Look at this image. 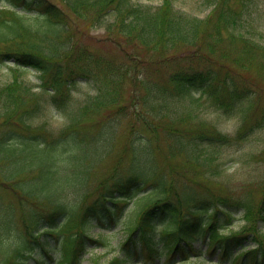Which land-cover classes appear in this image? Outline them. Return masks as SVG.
<instances>
[{
  "label": "trees",
  "instance_id": "trees-1",
  "mask_svg": "<svg viewBox=\"0 0 264 264\" xmlns=\"http://www.w3.org/2000/svg\"><path fill=\"white\" fill-rule=\"evenodd\" d=\"M213 1L206 16L198 17L177 10L173 0H163L159 7L153 8L130 0H0V62L11 61L16 66L34 69L39 73L40 84L50 94L49 102L59 107L64 105L78 81H93L95 93L84 102L79 115L72 116L68 124L72 127L81 120L94 118L104 109L123 108L126 93H129V104L138 103L140 107L134 110L129 106L125 114L131 112V119L140 120L147 128L153 126L151 118L160 122L164 116L170 118L167 110L170 98L189 91L198 96L204 94L224 113L239 109L241 124L232 136L205 122L191 128L171 122L166 125L163 138L172 155H183L185 163L192 160L195 167L205 163L212 166L211 162L199 158L196 153L199 145L232 144L264 123V103L254 112L255 89L244 77V72L251 67L264 74V42L248 36L240 28L248 0H238V5L243 6L241 10L230 0ZM70 15L94 21L96 25L103 24V16L111 15V20L104 25L107 31L115 28L126 41L134 40L158 52L159 49L174 51L176 45L193 47L199 43L205 45L207 53L198 49L196 55L188 53L170 60L168 56L172 53L169 52L159 59L163 60L160 64L167 62L165 80L154 81L146 76L137 79L132 73L136 63L129 66L125 61L111 60L75 37V29L67 24ZM218 44L223 45L216 48ZM137 85L145 91L141 99L136 94ZM31 100L34 106L28 108ZM39 101L40 95L18 79L0 84V124L9 125L14 120L24 123L30 112L40 107ZM105 126L103 142L110 140L113 129L111 123ZM43 132L45 128L36 134L17 135L9 129L0 135V163L8 161L2 182L22 197L50 201L48 212L34 213L32 223L24 222L26 237L22 244L28 248L29 242L43 244L40 237L44 233L55 235L61 239L63 259L68 264H77L83 249L95 241L87 231L88 223L94 220L95 225L102 227L115 221L133 195L136 211L122 243L125 246L131 243L132 252L126 248L124 255L111 259V264H122L141 253L145 264L160 255L165 256L164 263H172L175 253L178 259L185 260L189 252L196 255L202 250L199 244L195 245L196 240L204 244L203 252L218 258L229 256L233 264H264V192L255 198L251 193H214L206 187L180 182L171 170L173 167L160 172L148 167L150 147L138 146L132 140L127 171L99 182L97 194L83 201L74 216L73 210L65 209L67 205L59 197L63 176L56 167L50 168L47 164L43 171L26 178L24 171L30 169L27 164L14 165L15 161L21 162L16 144L43 143L47 151L53 150V142ZM84 137L77 133L72 136L78 145L84 143ZM81 163L84 177L91 168L89 164L82 167ZM33 183L36 190L26 188ZM237 212L242 213L244 224L238 230L225 233L224 229ZM41 221L48 228L39 235L35 231ZM157 224L160 228L156 230ZM19 254L23 255L16 247L0 264L3 261V264H25L16 259ZM217 261L224 262V259Z\"/></svg>",
  "mask_w": 264,
  "mask_h": 264
},
{
  "label": "rangeland",
  "instance_id": "rangeland-1",
  "mask_svg": "<svg viewBox=\"0 0 264 264\" xmlns=\"http://www.w3.org/2000/svg\"><path fill=\"white\" fill-rule=\"evenodd\" d=\"M162 1L130 0V2L137 4H147L152 8L159 7ZM213 2V0H173L174 7L177 10L198 17H205L213 7ZM231 2L236 7H240V10L242 9L243 6L238 5V0H230ZM244 10L243 25L240 28L244 29L248 36L264 42V0H248ZM103 17V24L96 25L94 21L75 19L70 15L67 24L75 29V37L80 39L87 48L103 53L116 62L125 61L129 66L136 63L137 65L132 73L135 74L137 79L146 76L154 81L165 80L166 72L164 68L167 62L160 64L163 60L159 59L169 52L172 53V56H168L170 60L177 56H186L188 53L196 55L198 49L204 54L207 53L205 45L199 43L193 47L176 45L174 51L159 49L158 52L134 40L126 41L120 33L113 30L115 28L109 32L104 26L105 23L111 20L112 16ZM222 45L218 44L216 48ZM198 46L202 47L198 48ZM210 59H213V57H210ZM256 71L255 67H251V69L244 72V77L255 89L254 112H258L264 103V74L261 73L262 76ZM17 79L23 84L29 85L34 94L40 95V107L30 112L24 123L13 119L14 122L12 121L9 125L0 124V135L9 129L17 135H28L40 132L42 128H45L43 134L53 142V150L47 151L43 143L36 146L35 143L31 142L26 144V147L21 143L16 144V149H22L19 153L22 158L21 162L15 161L14 165L21 163L29 165L28 168L30 169L24 171L27 175L26 178H30L32 174L37 172L40 173L47 164L50 168L56 167L59 175L63 176L59 197L67 205L65 209L70 212L73 210L74 216L83 201L87 202L97 194L98 187L96 186L99 182H106L127 171L131 160L129 142L132 140L136 145L150 147L148 167L152 166L156 172L167 171L173 167L171 170L177 174L175 176L178 177L180 182L191 183L200 188L206 187L214 193H225L226 191L234 195H241L245 192L246 195L251 193L255 198L260 197L264 192V123L260 127L249 130L244 139L232 144L202 143V145H199L196 149V153L200 155L199 158L211 162L212 166L205 163L203 166L195 167L192 160H189V163L186 164L185 157L178 154L172 155L168 151L166 142H164L163 133L169 122L179 127L188 128L200 126L202 122H205L221 133L232 136L241 124L242 117L239 109L224 113L222 110L215 108L204 94L198 96L196 92L189 91L178 95V97L170 98L167 110L170 118L173 119L164 116L162 122H160L156 121L155 117L151 118L150 121L153 126L147 128L140 120L131 119V112L126 111L125 114V110L131 106L127 98L129 93H126L123 108L104 109L94 118L81 120L74 123L72 127L68 125L72 116L78 115L84 102L95 93L93 81H78L71 88L67 103L58 107L49 102L50 94L39 84V75L35 70L28 66H16L11 61L0 62V84ZM135 90L141 99L145 91L138 85L135 86ZM243 104L244 101L241 105ZM27 106L32 108L34 106L33 100L29 101ZM131 107L135 110L140 107V104L136 103ZM107 123H111L113 129L110 133V140L103 142L105 134L102 131H105V124ZM71 128L73 130L69 132ZM70 133L72 135L77 133L79 137L85 136L84 143L78 145ZM105 148L106 151L104 152ZM40 153L41 155H39ZM80 155L83 156L82 159L79 157ZM206 155L208 157H205ZM7 162L0 163V262L18 247L19 251L25 254V257L17 255L16 259H22L25 264H68L61 259V243L59 237L56 239L55 235H41L40 239L44 241L43 244L31 243L30 253L26 254V249L29 248L27 244H22L26 236L23 221L32 223L34 220L33 214L43 212L45 209L46 211L49 210L50 201L46 199L36 201L32 198L22 200L19 193H15L8 184L2 182L5 168L8 167ZM80 163L82 167L89 164V168H91L84 177L79 167ZM12 171L16 170L13 169ZM33 186H36V184L33 183L26 188L31 189V191L36 190ZM134 199L135 197L131 195L129 201L123 205L122 213L115 221L102 227L100 225L96 226L94 220L88 223V233L90 232L95 238L99 239L100 243L89 242V246L83 250L78 264H96L97 262L109 264L114 255L119 254L122 256L127 250L132 252L130 249L132 244L129 243L128 246H125L122 245V242L127 235V225L132 222V213L137 206ZM242 223V214L237 212L233 221L224 231L237 230ZM41 226L42 230L48 228L46 222L43 221H41ZM40 228L36 231L39 235L43 232ZM155 228L156 230L159 229V224ZM30 239L33 240V238ZM196 244H199L202 250H198L196 255L189 252L186 260L178 259V254L175 253L172 254V263H164L165 256L160 255L155 256L147 264H233L229 260V256L218 258L216 255L203 252L204 244L199 243V240L195 241ZM142 255L143 253H141V256H134L122 264H144ZM218 259H224V262H219Z\"/></svg>",
  "mask_w": 264,
  "mask_h": 264
}]
</instances>
